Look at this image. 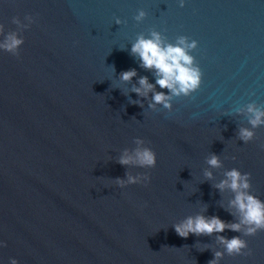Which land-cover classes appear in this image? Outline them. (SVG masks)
<instances>
[{
	"label": "water",
	"instance_id": "water-1",
	"mask_svg": "<svg viewBox=\"0 0 264 264\" xmlns=\"http://www.w3.org/2000/svg\"><path fill=\"white\" fill-rule=\"evenodd\" d=\"M0 24V45L24 41L19 56L0 48V264H210L216 252V264H264V231L174 230L198 215L240 222L235 193L216 187L233 169L264 203V125L247 112L264 111V0H0ZM153 32L164 47L197 42L187 53L201 85L190 96L161 89L132 55ZM142 77L154 86L147 97L133 90ZM157 92L171 110L149 107ZM241 128L254 133L248 143ZM144 148L155 168L118 163ZM220 236L252 255H227Z\"/></svg>",
	"mask_w": 264,
	"mask_h": 264
},
{
	"label": "clouds",
	"instance_id": "clouds-1",
	"mask_svg": "<svg viewBox=\"0 0 264 264\" xmlns=\"http://www.w3.org/2000/svg\"><path fill=\"white\" fill-rule=\"evenodd\" d=\"M180 7H184V0H180ZM144 11H139L135 19L140 22L145 17ZM25 20L28 24L34 23L31 16H26ZM12 23L18 27H28V25H21V21L18 18H13ZM119 24V19L116 20ZM4 26L0 24V34H3ZM153 39H144L140 37L137 42L132 46L131 53L133 56H138L142 62L141 66L146 70L155 69L156 75L159 77L156 80V84L161 89H167L172 96H190L196 92L201 85V73L198 68L193 67V58L188 55V49L197 48L196 41L188 43L186 37H181L178 41L179 46L168 45L162 46L160 36L153 32ZM24 41L16 34H10L7 36L5 42L0 45L4 51L12 54L13 56H19V49L23 45ZM137 73L135 70L125 71L121 73V80L124 82H130ZM139 88H134L138 96L147 97L149 92H153L154 86L149 84L146 77L139 79ZM172 96H167L163 92H157L153 94V104L162 105L165 109L171 110L170 100ZM247 112L250 114L249 123L253 128L264 125V111L256 108L254 105H249ZM254 137V133L246 128H241L239 131V138L248 143ZM138 144L143 141L138 140ZM123 166L136 165L142 168H155L157 166L156 153L149 149H137L134 156L125 152L118 161ZM207 163L210 167H220L219 159L213 155ZM205 176L211 179V173L205 172ZM250 174L242 175L239 171L233 169L226 173V179L223 180L216 187L223 191L225 188L231 189L235 193V198L231 201V206L236 208L240 214V222L236 224H225L218 217H212L207 219L204 216L189 217L184 223L174 225L176 234L184 239L188 236L195 235H212L214 233H223L225 230L232 232H241L242 226L245 227L244 235L248 237L255 236L259 231H264V203L253 195L248 194L247 189L250 185L248 183ZM150 176L143 177L145 181L143 184L147 187L150 183ZM128 184L136 185L140 183L139 179L128 176ZM116 184L120 188L125 187V182L117 180ZM219 242L224 245L227 255L229 256H251L252 253L248 250V245L245 240L239 237H233L228 240L223 236L218 237ZM6 246V245H0ZM223 254L220 252L215 253L216 259L210 262V264H216V260L221 258ZM10 264H18L15 259L10 261Z\"/></svg>",
	"mask_w": 264,
	"mask_h": 264
}]
</instances>
